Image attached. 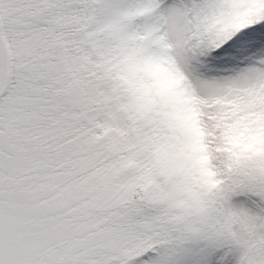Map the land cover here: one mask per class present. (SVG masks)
I'll use <instances>...</instances> for the list:
<instances>
[{
	"label": "snow or ice",
	"instance_id": "obj_1",
	"mask_svg": "<svg viewBox=\"0 0 264 264\" xmlns=\"http://www.w3.org/2000/svg\"><path fill=\"white\" fill-rule=\"evenodd\" d=\"M0 264H264V0H0Z\"/></svg>",
	"mask_w": 264,
	"mask_h": 264
}]
</instances>
